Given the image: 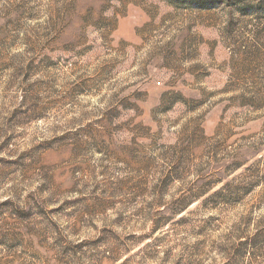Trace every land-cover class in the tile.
<instances>
[{
  "label": "rangeland",
  "instance_id": "1",
  "mask_svg": "<svg viewBox=\"0 0 264 264\" xmlns=\"http://www.w3.org/2000/svg\"><path fill=\"white\" fill-rule=\"evenodd\" d=\"M0 264H264V0H0Z\"/></svg>",
  "mask_w": 264,
  "mask_h": 264
}]
</instances>
